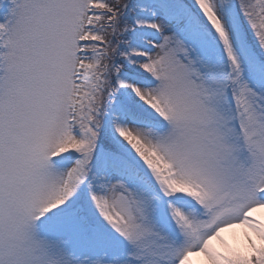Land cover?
<instances>
[{"label":"snow or ice","instance_id":"obj_1","mask_svg":"<svg viewBox=\"0 0 264 264\" xmlns=\"http://www.w3.org/2000/svg\"><path fill=\"white\" fill-rule=\"evenodd\" d=\"M0 264H264V0H0Z\"/></svg>","mask_w":264,"mask_h":264},{"label":"rangeland","instance_id":"obj_2","mask_svg":"<svg viewBox=\"0 0 264 264\" xmlns=\"http://www.w3.org/2000/svg\"><path fill=\"white\" fill-rule=\"evenodd\" d=\"M235 231H236V233H237V240H236V241H234V240L232 239V237H231L230 234H225V235H226V238L229 240V243H235V242H240V243H242V237L239 236V233H240L241 230L237 229V230H235Z\"/></svg>","mask_w":264,"mask_h":264}]
</instances>
